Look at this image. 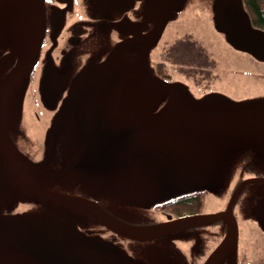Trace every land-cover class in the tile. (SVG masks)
<instances>
[{
    "label": "water",
    "instance_id": "water-1",
    "mask_svg": "<svg viewBox=\"0 0 264 264\" xmlns=\"http://www.w3.org/2000/svg\"><path fill=\"white\" fill-rule=\"evenodd\" d=\"M132 1L86 3L97 17L120 15ZM47 9L46 0H0V264H178L173 260L184 252L176 240L185 230L221 220L222 239L204 264H238V219L264 232V186L251 185L243 207L235 206L244 185L255 181L246 178L247 166L264 172V94L198 96L148 65L179 11L212 19L226 43L264 64V29L253 26L243 0H147L138 22L107 31L99 25L61 69L48 52L41 95H67L34 160L38 147H23L30 136L21 120ZM112 26L124 37L116 45L106 44ZM129 27L135 30L122 32ZM137 47L141 56L130 60ZM89 50L76 70L79 51ZM200 191L227 201L226 208L136 224L157 203Z\"/></svg>",
    "mask_w": 264,
    "mask_h": 264
},
{
    "label": "flooded vegetation",
    "instance_id": "flooded-vegetation-1",
    "mask_svg": "<svg viewBox=\"0 0 264 264\" xmlns=\"http://www.w3.org/2000/svg\"><path fill=\"white\" fill-rule=\"evenodd\" d=\"M146 1L147 0H133L130 3V6L127 9H124L122 11L123 13L120 15H107L98 13L101 16L93 17V13L88 10V5L86 3L87 0H46V3L48 5L46 18L47 23L40 49V55L31 74V83L25 97L23 118L21 120V129L23 130V133H25L24 131L26 130L32 129L33 132L34 130H36L35 132L41 130V133H43L39 144L35 143L33 135L27 138L25 141H22L23 147L28 146L26 145V143L29 142H32V145H37L38 150L35 153L34 160L41 159V156L43 155L44 151L43 142L46 130L50 126L52 118L57 113L58 109L60 108L63 100L67 95L66 90H64L63 94L57 96L53 95L50 98L41 95L39 81L43 75L46 54L49 52V54L52 55L55 64L58 66V69H61L64 66L62 65L61 60L66 57L71 50L77 49L78 44L85 43L91 36L92 39L93 34H95V30L99 25L103 26V28L106 30L107 27L111 26L113 23L121 25L122 23L120 22L124 21L138 22L141 19V16H139L140 7L144 5V2L146 3ZM255 1H258L261 7L263 6L262 0ZM243 3L245 9L250 15L253 26L264 29L263 25L255 22L253 14L251 13L250 8L248 7V0H243ZM198 16L199 15L197 13H194L193 15H185L183 14V11H179L176 17L168 23L157 45L152 48L150 52V60L148 67L153 68L156 75L166 81L185 82L189 85L191 91L198 96L211 91L224 92L225 94L235 99L264 94V64L253 58V56L244 53L243 51L237 50L234 47L230 46L228 43H226V41L224 40V36L220 32L215 30L212 19H210L211 23L204 21V29H206L205 31L211 34L209 36L212 40H214L213 44L210 45V52L208 54L201 53L197 59L199 62L192 61L191 66H186V78H184L183 76L176 78L177 76L174 77L172 73H170V70H172L170 68V65H172L174 62H172L166 54L164 55L160 49V45L164 38V35L166 34L168 27L172 28L173 26L175 28H179V30L176 31L177 33L182 34L183 31H186L188 33L187 38L191 40H188L189 42L192 43V41H196V31L193 30L195 29V27L191 28V25H185L182 24V22L183 19H191L195 24L197 23L196 21H202V19ZM60 20H62L61 24L63 25L61 29L57 32L55 27H57V23ZM86 21H92L95 24H87L85 23ZM151 27L152 26L150 25V28ZM122 29L123 33L124 31L128 30H130V32L132 33L133 30H135L134 27ZM119 33L120 31L114 26H112V28L108 32L109 36L106 40V44L109 43L112 45H116L121 40H124V37L120 36L121 33ZM131 33H129L127 37H131ZM52 46L53 48L51 49ZM199 46L201 47L200 44ZM157 49H159L158 53L154 55ZM109 52L110 51L104 54L100 58V60H103L109 54ZM79 53V58L81 59V62L79 63L76 70L80 69L84 65V63L92 55L93 51H79ZM140 53L141 47L135 48V50L129 55V59L138 60L139 56H141ZM202 58L206 60L204 65L200 63V59ZM175 63L179 68L181 67V64L178 61H176ZM233 69L236 70L233 71ZM227 74H236L235 77L237 78V80L240 81V83L232 85L241 90L238 92L246 91L242 93L243 95L241 97L233 96L228 91L224 90L226 89V86L229 87V83H231L226 76ZM190 78L199 85V87H196V90L200 92L197 93L193 90L194 87L192 86V83H190ZM231 89L234 88L232 87ZM40 113L42 114V116L40 115ZM38 125H41L42 128L37 127L36 129V126ZM247 171L251 174L248 175L246 178H254L255 181L244 185V189L235 204V206L237 207H243L244 198L246 196L248 188L251 185H257L259 187L264 186V172H256L251 168V166H247ZM242 180L243 179H241L240 182ZM198 193L200 192L186 194L177 198H173L171 200H167L162 203H157L152 208L146 210L148 212L144 211L145 215H139L141 221L137 222L136 224H153L166 220L169 215H171L173 218H179L182 216L199 213L200 210L190 213H177L176 211L172 210L173 207L171 206V204L177 199ZM226 203L227 201L222 202V206L214 211H220L225 209ZM146 213H149L151 218ZM154 217L157 219H155ZM223 225V220H221L212 225L198 226L185 230L187 232V236L185 238L176 240L178 247L181 248V250L184 252V255H182V257H180L178 260L176 259L173 261L179 262L178 264H204L211 252L215 249V247L219 244L222 239L223 231H221V228H224ZM96 228L103 229L102 226L99 225H96ZM111 234V232H106L102 235L109 236ZM122 241L126 243L130 240L124 239ZM257 254L259 255V257L262 255L261 253ZM247 255L250 256L248 252L245 253L241 250L240 247V256L238 264H251L250 261L249 263L247 262V259H249ZM251 260H254V258H251ZM220 264L229 263L228 260H224ZM259 264L263 263L259 262Z\"/></svg>",
    "mask_w": 264,
    "mask_h": 264
},
{
    "label": "rangeland",
    "instance_id": "rangeland-1",
    "mask_svg": "<svg viewBox=\"0 0 264 264\" xmlns=\"http://www.w3.org/2000/svg\"><path fill=\"white\" fill-rule=\"evenodd\" d=\"M262 5L264 6V0H262ZM196 22L197 23L194 24V22L191 19H183V22H182V24L191 25L192 26L191 28L195 27V29L193 30L196 31V36H197L196 41L194 40L192 41V43L189 42L188 40L190 39L187 38L188 33L186 31H183L182 34L177 33L176 31H178L179 28H175L172 26V28L168 27V30L166 31V34L164 35V38L161 42L160 49L162 53L164 55L166 54L168 58H170V60L174 62L172 65H170V68L172 69L170 70V73H172L174 77L177 76L176 78L182 77V76L186 78L187 77L186 66H191L192 61L199 62L197 60L198 56L201 53L208 54L210 52L209 49H211L210 45H212L214 42V40H212L211 37L209 36L211 34L207 33L205 31L206 29H204V20L202 21L199 20ZM199 44L201 45L202 48L199 46ZM158 50L159 49L155 51L154 55L158 53ZM200 60H201L200 63L204 65L206 60L203 58ZM176 61H178L181 64L180 68L176 65L175 63ZM235 70L236 69H233V71ZM235 75L234 74L226 75L228 80H230L231 82L229 83V87L231 88L233 87L234 89H231L228 86H226V89L224 90L228 91L233 96L241 97L243 95L242 93L246 91L238 92L241 90H239L238 88L232 85V84L240 83V81L237 80ZM232 79H235V80H232ZM189 80H190V83H192V86L194 87L193 90L196 91L197 93L200 92L196 90V87H199V85L191 78ZM224 83H227V82H224ZM263 88H264V85H263ZM40 115L42 116L41 113ZM37 127L42 128L41 125L36 126V129ZM35 131L36 130H34L33 132V129L28 130L27 136L33 135L35 143L39 144L43 133H41L42 132L41 130H38L37 132ZM31 143L32 142L26 143V145L29 146ZM201 195H202V205L199 209L200 210L199 213L214 212V210L219 209L222 206L223 201H216V199L214 200L212 197H210L205 192H201ZM238 220H239V226H240L239 239H240L241 250L244 251L245 253L248 252V254L250 255V256L247 255V257L250 259V260L247 259V262L249 263L250 261L251 264H256V263L259 264V262L264 264V232H262V230L259 228L257 223H254L253 221H250L248 219H243L242 216ZM257 253L259 254L261 253L262 255L259 257ZM251 258L252 259L254 258L255 261L251 260Z\"/></svg>",
    "mask_w": 264,
    "mask_h": 264
},
{
    "label": "trees",
    "instance_id": "trees-1",
    "mask_svg": "<svg viewBox=\"0 0 264 264\" xmlns=\"http://www.w3.org/2000/svg\"><path fill=\"white\" fill-rule=\"evenodd\" d=\"M248 7L253 14L255 22L264 26V7L260 6V3L255 0H248ZM202 205V195L200 193L189 196H184L180 199L175 200L171 206L172 210L177 213L181 212H196Z\"/></svg>",
    "mask_w": 264,
    "mask_h": 264
}]
</instances>
